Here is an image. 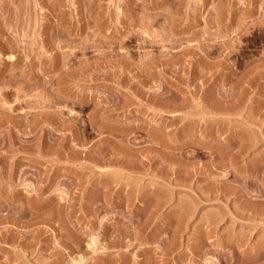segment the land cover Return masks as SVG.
<instances>
[{"label":"rangeland","instance_id":"rangeland-1","mask_svg":"<svg viewBox=\"0 0 264 264\" xmlns=\"http://www.w3.org/2000/svg\"><path fill=\"white\" fill-rule=\"evenodd\" d=\"M0 264H264V0H0Z\"/></svg>","mask_w":264,"mask_h":264}]
</instances>
